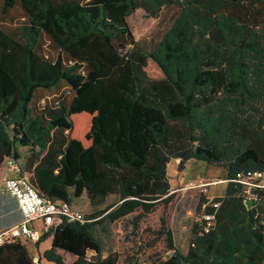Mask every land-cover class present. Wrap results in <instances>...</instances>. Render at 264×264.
I'll return each mask as SVG.
<instances>
[{"label":"trees","instance_id":"1","mask_svg":"<svg viewBox=\"0 0 264 264\" xmlns=\"http://www.w3.org/2000/svg\"><path fill=\"white\" fill-rule=\"evenodd\" d=\"M244 3L0 0V170L28 147L21 173L41 195L71 205L86 192L96 208L63 216L37 242L0 246V264H264V189L250 204L238 181L264 171V30ZM166 7L170 27L142 45L129 18ZM173 159L179 170L193 159L227 170L219 205L197 207L187 253L172 229L183 194ZM129 215L103 257L94 226Z\"/></svg>","mask_w":264,"mask_h":264},{"label":"rangeland","instance_id":"2","mask_svg":"<svg viewBox=\"0 0 264 264\" xmlns=\"http://www.w3.org/2000/svg\"><path fill=\"white\" fill-rule=\"evenodd\" d=\"M244 9L248 14L251 25L264 30V0H244ZM173 7H166L161 12L160 17H149L141 10L136 11L129 18L136 40L142 45L148 47L156 46L163 37L166 30L170 27L175 15ZM147 72L152 78H161L163 73L159 66L152 61H148ZM25 153L26 149H21ZM180 159H173L168 167V173L173 189H180L182 196L178 201L176 210L173 214L172 229L175 244L184 253H187L190 246L191 230L197 217V207L206 198L205 206L214 202L217 197H222L228 184L227 170L222 167H215L199 160H190L185 169L179 170L178 163ZM207 182L208 186H191L190 183ZM249 199L254 200L250 193H247ZM117 199V196H110L107 204ZM208 201L210 203H208ZM76 207L83 213L90 214L93 211H87L86 199L82 198L76 201ZM262 206L263 202L260 203ZM96 210V208L94 209ZM18 215L12 219L13 222L21 219ZM133 215L116 220L114 222L104 221L94 226V233L101 241L103 246L102 255L106 256L117 247V241L124 237L126 225L132 220ZM11 221V220H9ZM4 222L8 223L6 219ZM12 223V222H11ZM10 225V224H8ZM88 258L95 259L93 252L88 253Z\"/></svg>","mask_w":264,"mask_h":264},{"label":"built area","instance_id":"3","mask_svg":"<svg viewBox=\"0 0 264 264\" xmlns=\"http://www.w3.org/2000/svg\"><path fill=\"white\" fill-rule=\"evenodd\" d=\"M5 167L14 171L15 175L3 180L2 189L5 194L17 199L22 218L13 225L0 230V246L16 240L34 243L43 234L52 235L53 229L61 223L63 216L68 217L69 220H85L86 213L74 209L68 203L53 201L49 197L41 195L29 178L21 173L23 166L19 159L9 158ZM238 181L246 184L248 186L247 193L257 198L259 191L264 189V171L250 170ZM190 185L208 186V183L204 181L191 182ZM208 203L210 202L208 201ZM210 204L218 206L219 202ZM202 217L207 220L205 230L209 231L214 223V215L205 214ZM37 260L36 257L35 261Z\"/></svg>","mask_w":264,"mask_h":264},{"label":"crops","instance_id":"4","mask_svg":"<svg viewBox=\"0 0 264 264\" xmlns=\"http://www.w3.org/2000/svg\"><path fill=\"white\" fill-rule=\"evenodd\" d=\"M19 151H20V154H21V157L19 158V162H21L22 166H24L25 164V161H26V158L29 154V150H28V147H25V146H19ZM26 149L25 150V153L22 152L21 149ZM15 175V172L10 170V169H7L6 167L3 168L2 170H0V230L6 228V227H9L11 225H13L14 223L18 222L19 220H17L16 222H13L12 219L18 215H20V212H19V208L18 206L15 204L14 202V199L11 198V196L5 194L3 192V189H2V183H3V180L6 178V177H11V176H14ZM172 185V184H171ZM226 189V188H225ZM86 199V203H87V211L88 210H92L94 211V207L90 204L89 202V199H88V196L86 194V192H84L80 198H78L77 200L75 199L71 206L76 209V210H80L79 208H77L76 206L78 204H76V201H79L80 199ZM109 199V198H108ZM6 219V222H4V220ZM11 220V221H9ZM12 222V223H11ZM10 224V225H8ZM32 249V248H31ZM116 250V246H115V249L113 251ZM112 251V252H113ZM111 253V252H110ZM108 255V254H107ZM106 255V256H107ZM105 257V256H103Z\"/></svg>","mask_w":264,"mask_h":264},{"label":"water","instance_id":"5","mask_svg":"<svg viewBox=\"0 0 264 264\" xmlns=\"http://www.w3.org/2000/svg\"><path fill=\"white\" fill-rule=\"evenodd\" d=\"M11 198L14 199V202H15V204L18 206V208H19V212H20V214L22 215V212H21V210H20L19 203H18L17 199L14 198V197H12V196H11ZM249 203L252 204V203H253V200L249 199Z\"/></svg>","mask_w":264,"mask_h":264}]
</instances>
